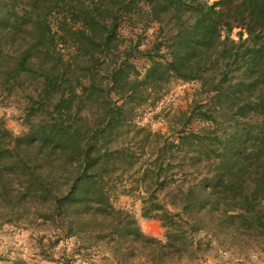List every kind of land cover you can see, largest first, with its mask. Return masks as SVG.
<instances>
[{
  "label": "trees",
  "instance_id": "16d2710c",
  "mask_svg": "<svg viewBox=\"0 0 264 264\" xmlns=\"http://www.w3.org/2000/svg\"><path fill=\"white\" fill-rule=\"evenodd\" d=\"M70 1L0 0V85L27 93L29 125L15 136L0 122V207L13 214L34 206L68 235L128 240L161 262L186 238L184 212L195 229L209 227L212 217L235 233L246 224L264 231V0H151L171 58L154 62L146 81H198L209 95L183 112L175 138L132 124L127 138L129 115L142 103L138 80L127 63L115 62L109 89L127 98L119 104L99 77L102 62L120 50V19L138 11V0H73L81 26L64 19L53 30L52 15ZM61 31L76 39L74 59L58 46ZM194 118L203 124L187 130ZM147 149L156 155L150 162L141 160ZM127 170L140 173L144 216L162 220L166 243L144 235L115 206L111 190ZM178 172L191 180H177ZM166 188L175 192L167 205L158 193Z\"/></svg>",
  "mask_w": 264,
  "mask_h": 264
},
{
  "label": "rangeland",
  "instance_id": "374dc122",
  "mask_svg": "<svg viewBox=\"0 0 264 264\" xmlns=\"http://www.w3.org/2000/svg\"><path fill=\"white\" fill-rule=\"evenodd\" d=\"M208 1L213 3L216 0ZM243 1L235 0V4L241 6ZM69 3L66 9L60 8L52 15L53 30L58 31L57 24L64 19L70 27L81 26L77 21L74 1ZM137 8L136 13L125 14L120 19L116 32L120 50H114L102 62L99 77L104 80V86L112 100L119 104H126L127 98H121L115 89H109L112 87L110 82L115 62L127 63L131 68V79L138 80L136 97L142 103L129 115V126L123 131L126 134L129 132L127 138H131L133 132L130 130L134 125L175 138V132L183 126V112L189 110L195 101L206 102L209 95L201 92L198 81H185L173 76H170V81L164 77L158 79L153 85L150 79L146 81L153 63L159 61L166 65L171 56L162 35L161 25L152 17L151 0H138ZM239 31L238 28L234 29L232 38L237 40ZM59 34L65 36L58 41L65 59H74L76 39H71L65 31ZM127 49L132 52L130 57L124 55ZM157 83L158 85L154 86ZM118 84L124 86L121 82ZM8 86L10 85L5 84L2 89L0 85V122L15 136H23L29 132L25 115L27 93H21L19 90L9 92ZM33 86L34 82L28 80L25 83V91L29 92ZM201 124L203 123L199 119L194 118L187 125V130L197 129ZM148 152L149 149L142 155L141 151V160L144 162H150L151 158L156 156L151 157ZM172 171L177 172L175 168ZM120 172L116 187L111 190L115 206L130 212L144 235L166 243V228L162 220L144 216V185L137 181L140 173L129 170ZM176 177L185 183L191 180V176L186 179L179 172ZM158 193L159 199L166 205L174 200V188L160 189ZM36 210L34 206H27L25 209H16L12 214L9 209L0 207V264H264V231L256 233L250 224H246L243 231L235 233V230L226 226V222L208 217L205 222L210 224L209 227L195 229L193 217L181 212L184 218L190 221L189 224L182 225L186 238L180 240L177 252L166 262H161L159 258L154 261L149 251L146 253L133 250L128 240L110 243L95 237L68 235L60 229L58 223L41 219ZM119 248L127 249L122 251Z\"/></svg>",
  "mask_w": 264,
  "mask_h": 264
}]
</instances>
